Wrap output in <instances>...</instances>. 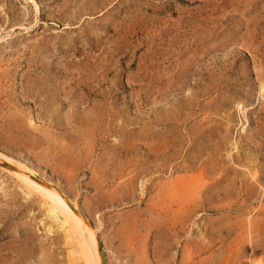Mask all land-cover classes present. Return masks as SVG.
Returning a JSON list of instances; mask_svg holds the SVG:
<instances>
[{
  "label": "rangeland",
  "instance_id": "rangeland-1",
  "mask_svg": "<svg viewBox=\"0 0 264 264\" xmlns=\"http://www.w3.org/2000/svg\"><path fill=\"white\" fill-rule=\"evenodd\" d=\"M263 87L264 0H0V264H264Z\"/></svg>",
  "mask_w": 264,
  "mask_h": 264
},
{
  "label": "bare ground",
  "instance_id": "bare-ground-1",
  "mask_svg": "<svg viewBox=\"0 0 264 264\" xmlns=\"http://www.w3.org/2000/svg\"><path fill=\"white\" fill-rule=\"evenodd\" d=\"M264 88V87H263ZM188 180V179H187ZM186 180V181H187ZM188 183V181H187ZM192 184V183H191ZM180 186V185H179ZM183 186V185H182ZM193 186V185H191ZM195 186V185H194ZM193 189V187H192ZM189 190V188H188ZM178 191V190H176ZM54 196L53 198L55 199L54 202L51 204L49 203V207L51 209V211L53 213H55L56 215L58 216H62L63 217V225L64 226H68L70 228V230L72 231V236L75 238L76 235H75V226H76V222L81 220L83 222H86L83 218H81V213H77L74 209L73 206H71L69 204V201L66 197H64L62 194H57L56 192H53ZM179 194V193H178ZM180 196V195H179ZM178 196V197H179ZM182 197V196H181ZM183 201V200H182ZM54 215V214H53ZM61 218V217H60ZM51 227V226H50ZM66 228V227H65ZM90 231V230H89ZM92 236L91 238V241L93 242V249H94V252H95V260H96V264H102L104 263V257L102 256L101 254V250H103V252L105 253L106 255V251L104 250V247H103V244L102 242H99L97 240H95L94 238V234L92 232H90ZM68 234V233H67ZM69 235V234H68ZM71 235V234H70ZM69 235V236H70ZM101 241V240H100ZM78 244V243H77ZM76 244V245H77ZM79 245V244H78ZM106 261L108 262V259H107V255H106ZM105 264V263H104ZM109 264V263H108Z\"/></svg>",
  "mask_w": 264,
  "mask_h": 264
},
{
  "label": "water",
  "instance_id": "water-1",
  "mask_svg": "<svg viewBox=\"0 0 264 264\" xmlns=\"http://www.w3.org/2000/svg\"><path fill=\"white\" fill-rule=\"evenodd\" d=\"M101 254H102V256L104 257V263H105V264H108V262L106 261V255H105V253L103 252V250H101Z\"/></svg>",
  "mask_w": 264,
  "mask_h": 264
}]
</instances>
